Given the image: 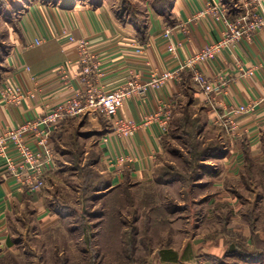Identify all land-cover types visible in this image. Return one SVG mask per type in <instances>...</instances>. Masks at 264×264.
I'll return each mask as SVG.
<instances>
[{"label": "rangeland", "instance_id": "1", "mask_svg": "<svg viewBox=\"0 0 264 264\" xmlns=\"http://www.w3.org/2000/svg\"><path fill=\"white\" fill-rule=\"evenodd\" d=\"M35 1L67 6L82 0H0V57ZM107 1L141 24L166 0ZM224 1L233 13L241 11L239 0ZM187 102L153 176L117 187L101 159L109 119L100 110L72 119L54 136L56 167L39 191L48 211L61 217L43 227L31 202L15 210L0 234V264H264V166L253 164L243 178L213 185L205 175L220 166L224 131L206 124L204 107ZM166 250L177 256L167 253L172 259L165 260Z\"/></svg>", "mask_w": 264, "mask_h": 264}, {"label": "crops", "instance_id": "2", "mask_svg": "<svg viewBox=\"0 0 264 264\" xmlns=\"http://www.w3.org/2000/svg\"><path fill=\"white\" fill-rule=\"evenodd\" d=\"M259 1L264 7V0ZM220 3L226 6L223 0H176L172 9L175 22L150 13L143 36L134 23L123 22L107 0L75 1L67 6L30 3L12 36L11 49L4 59L5 69L0 70V139L28 121L38 120L47 105L72 96L83 86L81 54L71 36L89 41L90 51L102 71L98 83L104 90H113L127 82L131 74L145 82L154 72L178 70L205 44L216 41L227 29L226 19L233 20L240 13L228 8L225 19L208 8L210 5L219 8ZM250 3L239 0L240 10L244 11ZM183 24L190 29L188 35L181 29ZM167 27L172 29L169 38L163 37ZM35 39H41L42 44L30 46ZM173 45H177L176 53L171 51ZM138 48L143 51H137ZM200 69L207 76L225 74L232 80L228 94L217 96L216 104L194 84L189 68L181 70V79L170 80L143 95L135 93L125 100L115 119L133 120L135 129L120 135L114 122H110L111 129L100 140L105 166L107 158H129L124 164L117 163L112 172L106 167L114 183L142 181L153 176L164 139L189 93L193 104L206 109L208 125L224 131L227 143L228 150L219 158V168L206 173L205 178L212 175L213 185L221 186L228 178H243L253 164L264 166V101H260L264 97V27L253 40H241L232 51L206 61ZM7 82L21 85L29 93L21 104L5 100ZM255 99L258 103L251 113L227 114L222 105H241ZM228 117L235 126L234 134L216 123ZM33 134L27 131L24 137L30 139ZM29 143L32 147L36 144L31 139ZM12 144L9 139L0 143V234L6 233L10 215L27 201L33 204L43 227L57 222L62 214L59 210L53 214L48 211L43 191L21 192L14 177L8 175L7 157L17 164L22 162L17 146Z\"/></svg>", "mask_w": 264, "mask_h": 264}, {"label": "built area", "instance_id": "3", "mask_svg": "<svg viewBox=\"0 0 264 264\" xmlns=\"http://www.w3.org/2000/svg\"><path fill=\"white\" fill-rule=\"evenodd\" d=\"M251 3L246 9L241 10L233 20L226 19L228 8L220 3L217 6L210 5L209 9L219 12L225 17L228 24L227 29L216 40L205 44L198 52L192 54L178 70H163L154 72L145 82H141L137 75L131 74L120 87L113 90H104L99 85V77L102 75L99 61L91 53L89 41L83 38L76 39L73 36L70 39L75 42L80 50L81 78L83 86L75 93L54 105H47L45 113L36 121H28L17 129L10 130L6 138L12 145L17 146L22 162L17 164L12 158H6L8 175L14 177L21 192L33 194L39 192L46 184L49 172L55 170L57 153L54 144V134L62 131L65 126L74 118L92 114L98 110L104 112L110 122H114L116 131L120 135L131 133L136 124L133 120L117 118L120 109L127 98L135 93L146 94L151 88H157L167 84L170 80L181 79V70L189 68L192 70V79L194 84L202 89L214 104L216 97L228 94L231 78L225 74L217 77L207 76L200 66L206 61L215 58L223 52L232 51L241 40H253L257 32L264 27V7L259 0H250ZM201 16V14H198ZM181 29L188 35L190 32L187 24L181 25ZM172 29L167 27L163 31V37L169 38ZM42 44L41 39H35L30 46ZM177 45L171 46V51L176 53ZM137 51H143L138 48ZM4 98L8 103L19 105L29 95L27 90L11 82H7L4 88ZM264 101V97L260 99ZM258 100H252L249 103L235 105H224L226 113H251L255 110ZM163 110H161L162 112ZM160 112V113H161ZM221 118L216 121L217 124L228 128L229 132L235 133V126L231 119ZM32 131L34 134L30 138L35 140V146L32 147L24 134ZM161 139V137H159ZM129 158L121 156L119 158H107L106 167L112 172L117 163H126ZM114 173V172H113Z\"/></svg>", "mask_w": 264, "mask_h": 264}, {"label": "trees", "instance_id": "4", "mask_svg": "<svg viewBox=\"0 0 264 264\" xmlns=\"http://www.w3.org/2000/svg\"><path fill=\"white\" fill-rule=\"evenodd\" d=\"M175 1L176 0H166L165 1V3L163 4L164 6H157V5H154V6H152V8L150 9V11H151V13H153L154 15H156V16H161V17H163L164 19H166V20H168L170 23H174L175 22V17H174V15H173V13H172V9H173V7H174V3H175ZM117 15H118V17L123 21V22H130V23H134L138 28H139V31H140V33H141V36H143L144 34H145V31H146V22H142L141 24H139V23H137V22H134V21H132V20H130V19H128L127 17H125V16H123V15H120V14H118L117 13ZM10 49H11V47H10ZM10 49H9V51H10ZM9 51H7V52H5L4 54H3V56L2 57H0V70H3V69H5V65H4V59H5V56L9 53ZM188 102L187 103H189L190 105H192L193 104V97H192V94L191 93H189V95H188ZM175 119H176V116H175ZM174 119V120H175ZM174 122V121H173ZM206 124L208 125V119L206 120ZM172 127V126H171ZM169 134V133H168ZM167 134V135H168ZM223 148V147H222ZM227 148V147H226ZM222 149L219 153H218V155H220L221 154V156H223V155H225L226 154V152H227V150L228 149ZM117 186H119V184H115V185H113L112 187H117ZM28 202V201H27ZM162 254H164L165 253V256L163 255V258L165 257V260H171L172 258H170L168 255H167V253H174L175 254V256H177V253L176 252H174V251H171V250H166V251H164V252H161ZM174 256V257H175Z\"/></svg>", "mask_w": 264, "mask_h": 264}]
</instances>
